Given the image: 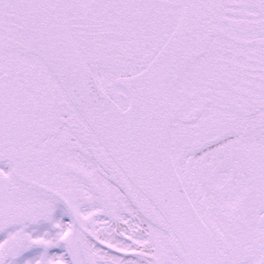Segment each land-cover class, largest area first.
Returning <instances> with one entry per match:
<instances>
[{
    "label": "snow or ice",
    "instance_id": "obj_1",
    "mask_svg": "<svg viewBox=\"0 0 264 264\" xmlns=\"http://www.w3.org/2000/svg\"><path fill=\"white\" fill-rule=\"evenodd\" d=\"M0 264H264V0H0Z\"/></svg>",
    "mask_w": 264,
    "mask_h": 264
}]
</instances>
